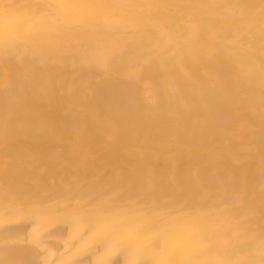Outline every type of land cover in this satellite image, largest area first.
Wrapping results in <instances>:
<instances>
[{
	"label": "bare ground",
	"instance_id": "obj_1",
	"mask_svg": "<svg viewBox=\"0 0 264 264\" xmlns=\"http://www.w3.org/2000/svg\"><path fill=\"white\" fill-rule=\"evenodd\" d=\"M0 264H264V0H0Z\"/></svg>",
	"mask_w": 264,
	"mask_h": 264
}]
</instances>
